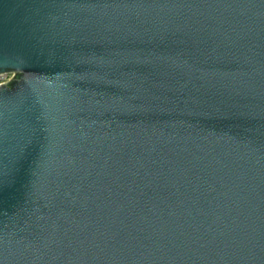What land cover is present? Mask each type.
<instances>
[{"label": "water", "instance_id": "obj_1", "mask_svg": "<svg viewBox=\"0 0 264 264\" xmlns=\"http://www.w3.org/2000/svg\"><path fill=\"white\" fill-rule=\"evenodd\" d=\"M0 264H264V0H0Z\"/></svg>", "mask_w": 264, "mask_h": 264}, {"label": "built area", "instance_id": "obj_2", "mask_svg": "<svg viewBox=\"0 0 264 264\" xmlns=\"http://www.w3.org/2000/svg\"><path fill=\"white\" fill-rule=\"evenodd\" d=\"M12 74L0 73V84L8 81L11 78Z\"/></svg>", "mask_w": 264, "mask_h": 264}]
</instances>
